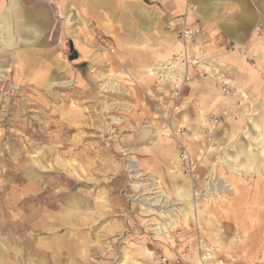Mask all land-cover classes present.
Masks as SVG:
<instances>
[{
    "label": "rangeland",
    "instance_id": "1",
    "mask_svg": "<svg viewBox=\"0 0 264 264\" xmlns=\"http://www.w3.org/2000/svg\"><path fill=\"white\" fill-rule=\"evenodd\" d=\"M18 1L14 6L10 0L3 3L9 11L6 42L0 30V264H200L195 250L181 251L198 236L211 248V258L204 264L218 260L224 264L264 263V173L226 166L234 156V142L239 138L249 141L243 133L244 126H250L243 117L249 104L240 106L238 120L225 117L228 101L233 108L240 103L233 92L243 87L229 72H222L215 59L218 53L230 58L239 46L223 32H219L221 37L202 42L208 36L206 22L214 24L226 18L242 22L245 41L240 49L255 72L241 71L242 64L237 61L238 80L242 82L250 72L254 79L249 88L256 87L264 81V68L257 66L258 61H264L259 4L242 0L247 10L243 11L235 0H223L212 21L192 14L203 19L194 22L196 18L187 20L184 14L179 20L165 19L153 26L161 25L164 31L174 27L176 38L186 48L193 50V45H198L203 53L209 52L201 62L213 59L216 68L211 69L217 74L210 78L193 65L177 96L176 107L182 103L179 110L195 104L189 111L200 121L193 126L182 120L174 123L181 115L177 117L178 110L167 106L169 83L142 75L137 67L141 56L122 46L127 40L122 22L102 13V29L93 22L95 16L88 17L77 3L68 0ZM144 3L157 8L156 2ZM209 3L205 1L207 7ZM186 5L195 8L193 2ZM40 7L45 9L46 24L33 35L22 28L36 24L27 15ZM96 13L98 17L101 11ZM107 23L110 33L105 31ZM189 27L199 30L192 45L178 36ZM83 43L91 44L89 53L95 62L69 59L70 45L76 51ZM187 59L200 60L195 53ZM221 76L235 85L220 87ZM207 81H212L210 91L205 90ZM196 84L200 91L191 95V86ZM203 89L227 99L218 113L196 104ZM252 108L254 116L264 114L259 105ZM165 110L171 111V120L162 119ZM170 122L166 140L164 131ZM229 129L233 135L224 137ZM174 151L178 155L186 151L189 156L185 160L179 157L177 167L172 164ZM131 162L141 167L138 177L131 171ZM177 171L190 183L173 178ZM151 173L158 176L172 202L189 210L175 192L180 189L195 203L197 221L194 212L187 219L180 217L166 238L158 237L154 225L149 224L166 223L160 218L169 216L166 207L152 206L156 213L152 214L146 210L151 203L140 200L154 196L149 186L137 184L149 182ZM225 184L232 190L224 188Z\"/></svg>",
    "mask_w": 264,
    "mask_h": 264
},
{
    "label": "bare ground",
    "instance_id": "2",
    "mask_svg": "<svg viewBox=\"0 0 264 264\" xmlns=\"http://www.w3.org/2000/svg\"><path fill=\"white\" fill-rule=\"evenodd\" d=\"M187 1L193 2L195 4L194 10H196L197 14H200V15L201 14L202 15L208 14L209 16H211V14H212V17L217 14V11L220 10L224 4L223 0H187ZM205 1L206 2L211 1V4L209 3L210 4L209 7H207L205 5ZM235 1L238 5H240V7L243 11H247L246 5L244 2H242V0H235ZM252 1L259 4V7L263 10V15L261 18V24H262V26H264V0H252ZM18 2H19L18 0H10V5L14 6ZM3 3H4V0H0V11L3 10V12L0 15V30H2L4 33L3 42H6L7 38H9L8 37V35H9V32H8L9 31V22H8L9 11H8V9L4 8ZM43 10H44V12H43ZM135 11H136V14L138 16V19H139V22L141 24L142 29L145 30V28H147V26L149 25L148 22L150 21L151 17L149 18L148 15L144 14V12H146L145 8L139 7ZM30 13H31V16H30ZM30 13H28L27 18L31 21L35 20L32 23H36V24L30 25L28 27H23L22 29L27 31V32H31L33 35H36L37 34V28L41 25L46 24V18L44 17L45 9L42 7L37 8V9L35 8V9H32ZM221 21H222L223 27L225 29H227L229 33H231V32L235 33L236 41L239 44H243V42L245 41V38H244V33L241 31V28L243 27L244 24L242 22H240L239 20H235V22H234L233 20H230L229 18L223 19ZM25 42L30 43L31 41L29 40V41H25ZM183 46L185 47L184 44H183ZM143 47H145V46H143ZM184 47H183V49H184ZM193 47H194L193 51H194L195 55L197 54L198 58L200 59L199 61H194V62L191 61L188 66L184 65V63H181V61L179 60V57L181 56L180 54L184 55L185 58H188V55L186 53V49H185V52L182 49V50H180L179 54L174 52L172 54L171 58L169 57L168 59L161 61V62H160V60L153 62L149 66V68H147V70L149 72L148 74L153 75V77H155V79H156V76L161 77V79L165 83L166 82L170 83V85H171V82L167 81V80L171 79V81H172L176 77H178L177 82L182 83V79L185 77V75H189L191 73L193 63H195V64L197 63V68H199L198 70L201 73H205L208 75V77L212 78L213 75L217 74L214 72V69H211V66L216 68L214 66V64L212 63L213 59L210 57L209 61H207V62L202 61L201 62L202 59L206 60L209 52H206V53L201 52L198 45H193ZM82 49L84 52H88L85 48L82 47ZM210 49H212V47H210ZM210 49H207V50L209 51ZM176 55H177V58L173 57ZM257 57H259V55ZM168 64L171 66L168 67ZM48 67H50V62L46 64V68H48ZM113 76H116L118 78H127L128 77L125 75H116V74H114ZM221 77H220L221 80L219 79V81L221 82L219 84L220 87H222L221 84H227L229 86L228 88L235 85L234 81L228 80L227 78L224 79L223 77L222 78ZM161 79H159V80L161 81ZM178 86H179V84H178ZM166 93H167V91H166ZM236 93H238V94H236ZM233 96L238 97L239 102H240L238 104V106L236 107L237 109L240 108V106L243 104V102H246V104L247 103L249 104V108H248L246 115L243 114V117L247 118L248 122L250 124V126H244V128H243V130H244L243 133L245 135L244 137L246 139H248L249 141H247V143H246L245 141H243L239 138L237 141L234 142V144L231 146V148L234 152L233 153L234 156H232L230 158V160L228 159L229 163H228V165L226 164V166L233 169L234 171L245 169L247 172H254V173H258V174H263L264 173V114H261L260 116L256 117L252 113V111L254 110V108H252V107L260 105L261 103L259 104V102L256 99L255 100L251 99V97H250L251 94L249 92H246V90H244L243 88L240 89V88L236 87V91H235V93L233 92ZM261 96H262L261 101L264 102L263 101L264 100V88L262 90ZM169 98H170V96L167 95L166 99H169ZM241 101H242V103H241ZM181 106H182V103L178 104L177 107H175L173 109L177 111L180 108H182ZM263 107H264V105H263ZM227 109L228 110L223 113V114H225V117L231 116V117L236 118L238 120V114L239 113L235 112V108L232 109L231 106H227ZM170 112L171 111L167 112V110H165L162 113V119H164V116H165L166 118L171 120V117L173 115L170 116ZM201 121H203V123H205V121H206L205 114L203 112L201 113ZM162 123H163V121H162ZM170 123H171V125L168 126V130L164 131V135H165L166 140H169L168 139V137H169L168 132L172 128V122H170ZM239 126H240V124H239ZM176 130H178V128ZM176 130H175V134H176ZM224 133H225L224 137H226V136L231 137V135H233V132L230 130H225ZM216 134H217V132H216ZM220 134L221 133H219L218 135H220ZM237 135H238V133H237ZM255 150H257V152H255ZM179 157L181 158V160H183L185 158H188L189 156H188L186 151L184 152L183 155H178V152L174 151L173 154L171 155V158L173 159L172 164H174L176 167L179 164V160H180ZM132 162H135V160H132ZM132 162L130 163V166L132 167L131 171H132L134 176L138 177V174H139L138 171L141 170V167L137 166L134 163L132 164ZM61 166H62V164H61ZM151 175H153V177L147 179L149 182H146L144 185L142 183L141 184L137 183V184L140 187L141 186H149V190L151 191L150 193L154 194V196H152L151 198L143 197L140 199V200H145L146 202L151 203L146 208V210L148 212H150L152 214H156L155 211H153L152 206L166 207V211L168 212L169 216L166 217L165 215H162L160 217L161 219H165L166 223H163L162 221H155V222L149 223L150 225H154L153 230H155V233L157 234V236L158 237L161 236L163 238L170 236V234H168L169 230L170 229L172 230L173 227L175 226V224H177L181 220L180 217L187 219V218H189V214H191L193 212H194L193 219L195 221H197L198 217H197V214L195 213L196 212L195 203H193L190 200L189 195L184 190L179 189V190L175 191L177 193V196L179 197V199H181L182 203H184V205H186L187 207H190L189 210L187 211L186 209H184L182 207V205L179 202H172L169 195L162 189L161 184H160V180L157 179L158 176L155 177V175L152 173H151ZM172 175H173V178H175V179H177V177L180 179H184V180L186 179L182 175V172H180V171H177L176 174H172ZM186 180L190 183L189 179H186ZM223 187L224 188L227 187V189L230 191L232 190V187L230 186V184H225V185H223ZM215 188H217V187H215ZM215 188H214V190H215ZM232 193H233V191H232ZM141 195H143V194H141ZM150 200H153V202H151ZM51 205H55V203L53 202V203H51ZM205 213H206V215L209 214L207 210H205ZM166 227L168 230H166ZM71 251L72 250H69V255L72 253ZM58 254L60 255V253H56L55 255H58ZM207 256H210V255H207ZM200 261L202 263V259L199 258L198 263H200ZM127 263H125V264H127ZM216 264H224V262L221 260H218L216 262Z\"/></svg>",
    "mask_w": 264,
    "mask_h": 264
},
{
    "label": "crops",
    "instance_id": "3",
    "mask_svg": "<svg viewBox=\"0 0 264 264\" xmlns=\"http://www.w3.org/2000/svg\"><path fill=\"white\" fill-rule=\"evenodd\" d=\"M68 1L73 2L75 4L77 3L76 7L80 9L79 11L80 12L83 11L84 13L87 14L88 17L92 18L95 16L93 19L94 20L93 22L97 24L98 26H100V28L102 29H104V27L102 26L103 19H104L102 15L104 13L110 14V16L113 17L115 21L118 20L122 22L121 29L122 31L125 32V38L127 39L125 42H123L122 46H124V48L128 49L129 51L141 56L139 57L140 59H142V61L138 62L137 67L140 70V72H144L142 74L143 76H151L148 74L149 72L147 68H149V66L153 62H156L159 60L164 61L168 59L169 57L171 58L174 52L179 53L180 50H182L184 47L182 42L176 38L174 27L164 31L163 29L160 28L161 25L156 28H154L153 26L157 25L159 22L160 23L163 22V20L165 19L179 20L180 19L179 17L184 14L188 16L187 20L191 19V17L196 18L194 22L197 21L198 19L199 20L198 22L201 23L203 20V19L198 18L197 16H192V14L197 15V13H196V10L194 9L191 10L190 8H188V6L186 5L187 0H150L152 2H156L157 8L155 7L156 5L154 7L146 5L144 3V0H75V1L68 0ZM139 7L145 8L146 12H144V14L148 15L149 18L151 17L150 21L148 22L149 25L147 26V28H145V30L142 29L138 16L135 11ZM97 11H101L98 17H96V15H98L96 13ZM202 16L206 18L208 21L209 20L212 21L211 19L212 14L211 16H209L208 14L206 15L203 14ZM218 21L219 20H217L216 22L218 23ZM216 22H214V24L210 22H206L205 27L208 31V36L203 37L202 39L203 44H205L204 43L205 40H213L215 37L220 35L219 32L221 33L223 32L224 34L226 33V35L231 36L236 41L234 32L229 33L228 30L223 27L221 20L219 21L218 24H220L223 29H221ZM110 29H111V26L107 23L105 27V31L110 33ZM119 29L120 28H117L116 30H119ZM209 42L207 43V45L208 44L211 45V43ZM236 43L238 42L236 41ZM89 45L91 46L90 43H86V44L83 43L82 45H80L83 48H85L88 52H84L82 47L80 48V46H77L78 48L76 50V56H77L76 59H78V61H81V62H95L96 61L95 56H91V54L89 53L90 51L89 49H91L89 48L90 47ZM242 45L243 44L238 43L239 47H237L236 51L233 53V56L235 55L234 57L231 56L229 58L227 57V54L218 53L215 60L217 61V64L219 65V69L222 70V72L223 71L229 72V74L233 75V78L236 79L235 81L238 84H240L247 92L251 94L250 97L252 99L255 100V98L257 97L260 98V99L258 98L257 99L259 101V104L261 103L259 105V110L261 111V110H264V107L262 108L263 104L261 102V94L264 88V81H260L256 87L249 88L251 86L250 84L253 83V79H254V76L250 72L248 75L242 78V82H239L240 80H238L239 78H241V76L238 75V64L235 63L237 61L242 64L241 71H243L244 69H247L248 71H252L253 73L255 72L253 71L254 69H251V67L247 65L248 57L246 55V52L242 49L243 48ZM240 47L242 48L240 49ZM185 49H186V53L188 56L194 54L193 50L186 48V47H184L183 49L184 52H185ZM130 54L134 55L132 53ZM257 66L259 69L263 70L264 61H261V60L258 61ZM192 70L193 68L191 69V73H192ZM258 74L262 75L261 73H258ZM220 75H223V74L220 73ZM261 79H264V77H262ZM158 82L161 84L165 83L164 81H162V79L161 81H158ZM211 82L212 81H207V83L204 85L205 90L207 91L212 90V87L210 84ZM199 89L200 87L198 84L191 86V90H190L191 95L199 92L200 91ZM205 90L203 89V91L201 92V97L198 99V102L196 104L201 105V107L205 111L211 112L212 110H217L216 113H218V111L226 104L227 99L225 97L219 96V94L216 95L215 93H210V92L206 93ZM230 104L231 103L228 101V106H231L232 109H234L235 107L233 108V105H230ZM192 106L194 107L195 104L193 105L190 103L185 109L178 110L176 113V116L177 117L180 115L181 116L179 117L180 119H178V121L176 118V121H174V123L178 124L180 120H182L186 124H190V125L192 124L193 126H198L199 124L198 122L200 120L198 121L197 120L198 118L197 119L194 118V116H192V114L189 111V108ZM238 111L239 110L235 108V112H238ZM202 112L203 110L199 112L200 117H201ZM228 120H231V119H227V121ZM194 136L196 137V134ZM186 143H188V141H186ZM188 149H189V146H188ZM198 150H200V147H198Z\"/></svg>",
    "mask_w": 264,
    "mask_h": 264
},
{
    "label": "built area",
    "instance_id": "4",
    "mask_svg": "<svg viewBox=\"0 0 264 264\" xmlns=\"http://www.w3.org/2000/svg\"><path fill=\"white\" fill-rule=\"evenodd\" d=\"M198 32H199V30H198L197 27H193V28L192 27H189V28H184L180 32H178V36L181 35L182 36V39H183V41L185 43L192 45L193 44L192 43L193 42V39H194L195 35L198 34ZM108 51L110 53H112L113 52V48H108ZM179 60L181 61V63H184V65H187V66L190 64L191 61L192 62L199 61L198 59L188 60L184 56H180L179 57ZM196 64L193 63V65H196ZM170 66L171 65L168 64V67H170ZM188 76L189 75H185V77L182 79V83L181 82L180 83L177 82L178 81V77H176L172 81H171V79L170 80L169 79L167 80V81H170L171 82V85L169 83V93L168 94H169L170 98L167 100V102L169 103L167 105L168 107H170V105H171L172 108H175L176 107V104H177L176 102H178L177 96H178L179 92L181 91V88H182V85H183L184 81L189 80V77ZM178 84H179V86H178ZM168 110H170V109H168ZM183 160H185V159H183ZM209 246L210 245H208L206 242L203 241V239L201 238V236L200 237L198 236V238L193 243L187 242L186 244H184V246H183V248H182L181 251L183 253H186V252L188 253L189 251L195 250V252H197L199 254V257L198 258L202 259V263L200 261V264H204L206 261L210 260V258H211V255H210L211 248ZM208 250H210V251H208ZM207 255H210V256H207ZM258 264H264V263H258Z\"/></svg>",
    "mask_w": 264,
    "mask_h": 264
},
{
    "label": "trees",
    "instance_id": "5",
    "mask_svg": "<svg viewBox=\"0 0 264 264\" xmlns=\"http://www.w3.org/2000/svg\"><path fill=\"white\" fill-rule=\"evenodd\" d=\"M70 49H71V54L69 55V59H75L76 56V51L72 48V46L70 45Z\"/></svg>",
    "mask_w": 264,
    "mask_h": 264
}]
</instances>
